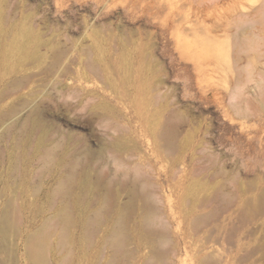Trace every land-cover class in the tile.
Listing matches in <instances>:
<instances>
[{"label":"rangeland","instance_id":"rangeland-1","mask_svg":"<svg viewBox=\"0 0 264 264\" xmlns=\"http://www.w3.org/2000/svg\"><path fill=\"white\" fill-rule=\"evenodd\" d=\"M0 23L28 30L34 52L0 58V81L23 80L0 113L38 109L61 146L70 137L103 155L89 195L129 213L130 264L150 257L151 238L169 257L184 250L175 264H264V0H0ZM49 165L18 202L0 185V264H58L60 229L38 243L43 200L31 196L50 184ZM151 211L159 222H145Z\"/></svg>","mask_w":264,"mask_h":264},{"label":"bare ground","instance_id":"bare-ground-1","mask_svg":"<svg viewBox=\"0 0 264 264\" xmlns=\"http://www.w3.org/2000/svg\"><path fill=\"white\" fill-rule=\"evenodd\" d=\"M14 35L11 33L10 30L6 29L2 23H0V58L4 59L3 61L5 62L12 57H17L20 60L28 59L27 58L28 55H31V57H33L34 52L28 51V47H29L28 45L30 42L29 31L22 28L19 32L15 33ZM32 50H33V48H32ZM36 55H38V54H36ZM15 73H16V71L13 73V75ZM6 75H11V74L9 73ZM29 77H27L26 80L30 79ZM22 83H23V80L21 82V79H17L16 77L15 78L14 77L8 78L7 80H4L2 78L0 81V102L3 100H6L8 98L13 97L14 94L19 91ZM59 83H60V81H59ZM23 86H24V84H23ZM36 94H37V92H36ZM36 96H38V95H36ZM24 102H26V101L22 102L23 105H24ZM17 109L18 108L16 106H14V107L7 108L2 113H0V142L1 141L6 142V151H4V152L0 151V167L2 166L5 169V178H2V175H1L2 179L0 178V185H3V187H6V186L8 187L9 185H10V187H13L11 185L14 184L16 189H12L14 196H15V198H14L15 200L13 199V201L18 202V200H16V199L17 198L19 199V196H21V194H22V192L20 194L21 189L24 188L25 186H27L31 179H34V178L40 179L42 176H44L48 171L46 169L47 166L49 164H50L49 167L52 165L51 166L52 168L49 169L50 171L48 173L50 175V178H51V180H49L50 184L45 189H40L41 185L38 188H36L37 187L36 186L35 187L36 189H34V191L31 192V196H33V198L36 197L37 195H39V193H40L42 195V200H43L42 206L36 207V209H35L37 216H41L42 222H43L41 225L42 227L41 228L39 227L40 229L38 231L36 230L37 232L35 234H37V235H36V237L34 236L35 239L38 240V243L43 242L41 245H44V243L46 241L45 239L51 235V233L49 235V232L52 231V234H53V231L55 232L56 228L60 229V232H59L60 235H58L59 236L58 239L55 238V239H57L56 243L58 245V247H56L55 250H56V252L60 258V259L58 258V264H64L65 262L67 264H79L80 262L83 261V258H85L86 254L91 250L93 251L94 257L91 259L90 264H130L128 262L129 261L128 256H130L131 254L129 255V249L128 248H129V245L131 244V242L129 241L131 238L129 236L130 230H128V224L126 222V214H129V213L124 212L122 207L118 204L119 202H117V201L116 202L118 205H115V204L110 205L109 201L111 198L107 197L106 194L105 195L103 194L102 195L103 197L101 195L99 197H98V195L97 196L92 195V197H90V195H89V192H90L89 183H88L89 179H90L89 177L94 172V171L91 172L90 161H92L93 158H96L97 156H103V155H98L97 151L94 152V151H91V149L88 150L87 148L75 147V145H77V144H74L72 142V138H70V137L65 140V143L63 142L64 146H61V143L59 142V140L61 138H59L58 141H56L57 139H53V137H55V136H53L54 133L52 132L53 133V135H52L49 132V129L47 130V128L44 126L45 124H42V123H40V121H38V118L36 117V112L38 109L37 110L34 109L33 112L32 113L30 112L31 114L29 113L27 115V117H25V118L20 115L21 112L18 111L19 109L18 110ZM55 134L57 135V133H55ZM59 137H61V136H59ZM76 138H78V137H76ZM63 139H65V138H62V140ZM35 140L37 141L36 144H35ZM81 145H82V143H81ZM59 147H61V148L63 147L62 149L60 148L61 149L60 152H58V150H57V148H59ZM24 148H27L28 150L33 149V151L32 152H28V151L25 152L23 150ZM100 151H101V149H100ZM100 151H99V154H100ZM111 151H110V153H111ZM108 153H109V151H108ZM101 154H103V151L101 152ZM111 156H112V154H111ZM100 158H98V159H100ZM101 159H103V158H101ZM92 162H94V161H92ZM106 167H107V165H106ZM102 169H103V167H102ZM99 170H98V172H99ZM94 173H96V172H94ZM31 175H32V177H31ZM100 176H101V174H100ZM114 177H116V176H114ZM11 178H12V180H14V183L10 184L9 180ZM45 178H46V176H45ZM39 181L44 182L41 179ZM100 181L102 182L101 179L99 180V183H100ZM32 182L35 183L36 181L33 180ZM31 184L32 183L30 182V185ZM40 184H42V183H40ZM142 184H144V183H142ZM143 189H144V187H143ZM143 189H141V190L143 191ZM91 190H93V189L91 188ZM99 190H101V189H99ZM108 190H109V188H108ZM0 191H1V189H0ZM2 191H3V189H2ZM97 191L98 190H96V192ZM142 191H141V193H142ZM13 193H12V195H13ZM84 194H86V196H84ZM93 194H96V193H93ZM1 196H3V195H0V198H1ZM81 196H84V198L81 199ZM110 196H112V195H110ZM131 198H132V196H131ZM151 198H152V196H151ZM8 199L9 200H7V201L9 203L6 206H9V204L11 203L10 202L11 199L10 198H8ZM57 199L59 201H57ZM212 199H214V198H212ZM1 200H2V198H1ZM225 200H227V199H225ZM227 202H225V203H227ZM132 203H133V201H132ZM15 204H17V203H15ZM16 207H18V206L16 205ZM122 211L124 213H126L125 216H124V213H122ZM47 212L51 213V215H49L48 217L46 216ZM71 212H73V213H71ZM154 212L155 211H153V212L151 211V213L149 214V217H147L148 220H146L145 222L148 221V223L150 224L153 219H155V221L158 220V219H156V218H158L157 215H155L156 218H155V216L153 218L151 217V214L154 215L153 214ZM213 213H215V212H213ZM69 214H71L72 216L70 217ZM147 214H146V216H147ZM209 215L211 216V214H209ZM130 219L132 220L133 218H130ZM206 219H208V217H206ZM21 220H19V222H21ZM160 221H162V220H160ZM158 222H159V220H158ZM162 222H164V220ZM193 222H194V220H193ZM143 225H144V223H143ZM163 225L164 224L161 225L162 228H164ZM165 225H167V224H165ZM192 225L194 226L193 228L195 229L196 224L195 225L192 224ZM145 227H147L146 224H145ZM148 228L150 229V226H148ZM193 228L191 230H193ZM195 230H197V229H195ZM163 233H164V230H163ZM30 236H31V234H30ZM56 236H57V234H56ZM152 236H153V234H152ZM150 237H151V234H150ZM28 238H29V235H28ZM28 238L26 236L21 237V240L25 243V246H28L27 244H29ZM30 239H31V237H30ZM164 239L162 240L163 242L165 241ZM166 240H167V237H166ZM163 242H162V244H163ZM166 242H167V244H165V245L167 246L169 241H166ZM162 244L160 243L158 245V243H156L154 238H151L150 241L146 242V244L144 245L145 246L144 249H145V251L147 249L148 253L150 254V257L146 258L145 255H142L141 256V261H142L141 264H143V263L144 264H156V261H158L159 264H175L178 261L177 260L178 256L184 250L179 252L178 249H175L173 252L170 249L173 252V254L171 252L172 256L169 257L168 254L165 255V254L161 253V251H159V249L161 250L160 247ZM169 244H170V242H169ZM78 245H84L85 246L84 248L81 249V252L76 250ZM29 246H30V244H29ZM162 247L164 248V246H162ZM63 248H65V252H62ZM163 250H165V249H163ZM31 251L34 252L33 250H31ZM167 251H168V249H167ZM43 252H45V251H43ZM43 252H39L38 254L37 253H35V254L39 255L40 253H42L43 255L41 254L40 256H41V259L44 260V258H42V256H44V254L46 252L45 253H43ZM25 253H28V252H25ZM148 253H147V255H148ZM36 256H35V258H36ZM151 256L157 258L155 263L151 262V260H152ZM44 257L46 259L48 258L46 256H44ZM156 258H154L153 261ZM86 262L89 263V259L86 260Z\"/></svg>","mask_w":264,"mask_h":264}]
</instances>
